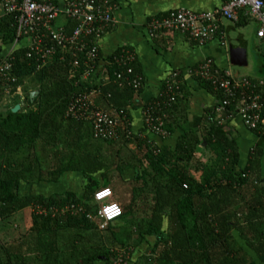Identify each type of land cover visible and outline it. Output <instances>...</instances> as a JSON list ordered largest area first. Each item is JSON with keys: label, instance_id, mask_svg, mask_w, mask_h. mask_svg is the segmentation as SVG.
Segmentation results:
<instances>
[{"label": "trees", "instance_id": "1", "mask_svg": "<svg viewBox=\"0 0 264 264\" xmlns=\"http://www.w3.org/2000/svg\"><path fill=\"white\" fill-rule=\"evenodd\" d=\"M15 24V14L0 17V61L15 39ZM27 50L20 44L13 52L14 74L18 83L36 74L40 87L32 101L26 94V109L12 112V107L0 108V222L11 221L16 212L27 207L39 206L47 212L32 211L31 224L24 233L14 234L6 240L0 238V264H70L73 258L76 264H94L96 261L112 264L116 250L122 247H131L130 262L135 253L134 246L129 244L134 230H129L127 225L132 223L140 230L137 246L146 241L149 249V254L143 255L137 264H247L238 255L241 249L237 247L234 250L233 244H236L231 235L232 229L239 230L246 244L264 260V229L261 228L264 224V178L260 172V153L252 151L246 167L241 169L236 147L225 137L222 126L217 124H209L205 128V141L215 153V163L212 168L209 167L211 169L205 168L200 181L195 180L185 166L193 156L195 143L183 137L173 152L160 147V152L155 155L150 142L136 138L141 156L138 157L140 167L130 183L132 185L126 189L128 194L124 193L116 200L114 198L122 214L100 229L97 224L100 220L91 221L86 214H96L93 193L109 184L97 187L93 177L101 167L106 166V161L101 159L100 151L85 149L92 139L96 140L92 136L90 122L69 117L66 110L78 91L97 89V97L105 99L115 114L122 111L130 122L128 110L136 93L127 86L95 83L99 71L90 79H83L82 67L74 66L73 59L67 54L63 60L56 57L50 63L41 65L26 56ZM99 54L102 56L100 50ZM132 66L135 73H140L136 59ZM204 83L213 90L211 85ZM2 94L0 86V96ZM164 96L162 89L159 96L141 106L145 109L149 103L162 102ZM179 100L182 99L178 97L166 110L165 125L169 133L174 125L167 118ZM109 113L115 115L110 110ZM129 140L132 139L126 138L122 132L121 138L116 141H98L120 143ZM22 152H27L26 157H12ZM41 152H48L49 158L54 157V165L47 170L42 167ZM69 169L81 172L93 183L87 186L83 195L66 192L45 197L22 193L24 184L58 182ZM109 188L114 195L118 192L115 186ZM219 193L246 195L248 200L230 214L220 205L222 198L218 200V208H215L212 201L215 195L221 196ZM149 195L152 204L148 217L139 212L138 207L148 202ZM67 205L82 206L84 211L58 212L55 215L49 212L50 208L60 210ZM166 220L168 226L164 225ZM149 238H154L153 242ZM260 243L262 250L257 246Z\"/></svg>", "mask_w": 264, "mask_h": 264}, {"label": "built area", "instance_id": "2", "mask_svg": "<svg viewBox=\"0 0 264 264\" xmlns=\"http://www.w3.org/2000/svg\"><path fill=\"white\" fill-rule=\"evenodd\" d=\"M222 4L209 11H194L188 8L170 10L162 18L154 17L147 23L149 35L157 36L164 31H179L203 44L213 39L220 31L223 20L238 22L243 11L256 19L260 27L257 36L264 39V0H221ZM116 5L112 0H0V17L15 14V39L0 61V86L3 93L12 97H22L27 89L25 81L18 83L14 74L13 52L25 41L26 56L41 65H46L56 57L63 60L69 55L73 65L82 67L83 79H90L99 71L95 80L118 87H130L138 93L144 85L142 73H135L132 66L135 52L121 47L116 52L103 57L99 54V39L116 24ZM111 68V72L109 71ZM193 73L200 81L207 82L218 91L219 98L209 115V123L224 126L233 117H240L244 125L257 134L264 135V81H253L248 77L236 78L229 72H221L211 59L199 63ZM183 79L173 71L163 85L164 100L149 103L143 109L144 129L165 139L169 136L166 128V110L178 97L182 96ZM99 90H81L69 102L66 115L91 124L92 136L96 140L116 141L124 132L126 138H133L122 111L111 115L109 110L98 105L95 96ZM22 105H19V110ZM125 123V125H123ZM150 148L156 155L160 148L150 141ZM186 188V184L183 185ZM96 214L87 213L91 220L103 229L109 222L121 216L122 211L114 200L111 188L101 187L93 193ZM36 213H46L45 208L34 207ZM84 211L82 206L67 205L60 210L50 208L53 215L60 212L76 213ZM117 251L112 264H128L131 247Z\"/></svg>", "mask_w": 264, "mask_h": 264}, {"label": "crops", "instance_id": "3", "mask_svg": "<svg viewBox=\"0 0 264 264\" xmlns=\"http://www.w3.org/2000/svg\"><path fill=\"white\" fill-rule=\"evenodd\" d=\"M113 2L116 5L115 17L117 22L111 30L99 39V50L103 57H107L121 47L132 49L136 55L138 70L144 76V85L139 93L135 94V100L128 110L130 130L135 137L128 142L121 141L120 143H106L92 139L87 146L85 145L87 150L100 151L101 159L106 161V166L101 167L99 171L93 174L97 187H101L107 182L109 183L107 187L115 186L118 191L114 195L115 200L124 193L128 194L126 189L132 185L130 183H132L135 172L140 167L138 157L141 156L138 144L135 143L136 138L146 139L148 142L154 141L159 148L165 147L171 152L175 150L177 142L183 137L185 140L195 143L193 156L185 166L188 173L195 180L200 181V178H203L205 174V168H212L215 163V153L205 141V137H207L205 128L210 124L208 118L213 107L217 104L219 96L208 88L206 83L200 81L192 70L204 60L211 59L216 68L221 72H229L233 77H248L253 81H264V39L257 36L260 24L256 19L245 15L242 11L238 22L229 20L221 22L223 36L219 31L213 39L203 44H199L187 34L179 31H164L151 37L147 23L154 17L178 8L209 11L219 7L222 1L113 0ZM24 43L25 41L21 45L24 46ZM240 48L242 49L241 53L237 54ZM173 71L178 72L184 82L180 97L182 100L178 101L167 118L168 122L174 125L172 132L167 138L161 139L145 131L141 105L159 96L165 80ZM39 87L40 85L31 90L25 89L22 97H15V101L18 100V103L14 104L9 99V104L13 103L12 108L15 105H22L21 109H26L28 107L26 105V92L30 94L37 91ZM95 99L97 103L115 114V111L106 104L105 99L99 98L97 95ZM30 108H34V106ZM222 131L228 141L236 147L238 165L241 169L246 167L252 151L256 150L257 153H260V172L261 177L264 178V135L257 134L247 128L241 118L237 116L228 120L222 127ZM84 139L87 140V138ZM47 153L42 152L45 154L43 160H49L50 166H52L54 165V157L49 158ZM212 183L216 182L212 181ZM90 184L93 183L81 172L69 169L58 182L40 181L36 184L27 183L24 185L28 188L25 190L30 194H41L49 197L52 194H64L66 192L83 195ZM124 187L126 191L122 189ZM219 195L221 196L215 195V200L212 201L215 208H218V200L222 198L220 205L224 206V209H227L230 214L240 204L248 200L246 195L235 196L232 193L228 195L219 193ZM196 201L199 206V199ZM255 214L253 212V216ZM237 215L241 217L240 214ZM137 218L139 217L137 216ZM28 222L29 228L31 221ZM164 225L168 226V220L164 222ZM261 228L264 229V224ZM231 235L236 244H233L234 250H237V247L241 249V253L238 255L243 258L244 263L264 264L263 257L246 244V240L241 237L239 230L232 229ZM153 239H149V241L153 242ZM257 246L259 250H262L261 243ZM140 248L144 249V253L135 252L131 264H137L143 255L149 254L148 244L145 245L143 242ZM232 255L235 256V253L232 252ZM94 264H105V262L96 261Z\"/></svg>", "mask_w": 264, "mask_h": 264}, {"label": "rangeland", "instance_id": "4", "mask_svg": "<svg viewBox=\"0 0 264 264\" xmlns=\"http://www.w3.org/2000/svg\"><path fill=\"white\" fill-rule=\"evenodd\" d=\"M25 82L27 84H29L27 86V89L28 90L34 89L38 85H40L39 82H38V80H37L36 74H32L29 77H27L26 80H25ZM26 94H27V92H26ZM15 97L13 98L12 96L6 95V94L3 93L0 96V106H1L0 108L2 109V108H5V107L6 108L7 107H12V104L13 103L14 104L15 103H18L19 101L18 100L15 101ZM9 99L12 100V102H13L12 104H9ZM26 155H27V152H22L21 155H15V156H12V157L14 159H16V158L19 159L21 157L22 158L26 157ZM41 155L43 157V155H45V154H42V152H41L40 153V156ZM50 165H51V162L49 160H47V159L42 160V167H44L45 170L49 169L48 166H50ZM36 170L38 171V165L37 164H36ZM37 171H35V172H37ZM25 189H28V188L25 185H23L22 188H21V190H22V193H24V194L25 193H28V191H26ZM122 189H125V188H122ZM122 196H124V194ZM151 198L152 197L150 196V198H149V200H148L147 203L144 202V203L140 204L139 207H138L139 208L138 211L141 212V213H143V214H145L144 216H148V217L150 216V213L148 211H149V208L151 207V204H152ZM33 210H34V206L33 207H27V208H25L23 210H20V211L16 212L12 216L11 221H8L7 223H1L0 222V238H2V240L3 239L6 240V239H9L11 236H14V234H15V236H17L18 233H24L28 229V226H27L28 223H29L28 221L30 220V214H31V212ZM135 213L138 214L136 211H135ZM141 213H139L138 215L141 216L140 215ZM132 224L131 225L130 224L127 225L128 228H129V230H134L133 236L129 240V244L132 245V246H134L135 252H138V253H140V252L142 253L143 252L144 253V249L140 248L141 245H138L137 246L138 241H139V232H140V230H137L135 228V226H132ZM149 239L151 240L152 238H149ZM146 244H147V242L145 243V245ZM131 262H132L131 260H130V262L128 261V264H131ZM70 264H76L75 263V258L72 259V261L70 262Z\"/></svg>", "mask_w": 264, "mask_h": 264}, {"label": "water", "instance_id": "5", "mask_svg": "<svg viewBox=\"0 0 264 264\" xmlns=\"http://www.w3.org/2000/svg\"><path fill=\"white\" fill-rule=\"evenodd\" d=\"M243 48V47H242ZM241 48H240V51H239V53H237V54H240L241 53ZM38 94V90L37 91H33V92H31L30 94H29V98H30V101H32L33 99H34V97L36 96ZM19 110V105H16V106H14L12 109H11V111L12 112H16V111H18Z\"/></svg>", "mask_w": 264, "mask_h": 264}]
</instances>
